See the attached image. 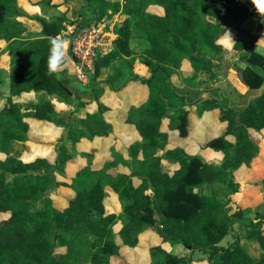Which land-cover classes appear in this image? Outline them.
Masks as SVG:
<instances>
[{"label": "trees", "instance_id": "1", "mask_svg": "<svg viewBox=\"0 0 264 264\" xmlns=\"http://www.w3.org/2000/svg\"><path fill=\"white\" fill-rule=\"evenodd\" d=\"M17 1L0 0V40L8 42L10 56L9 95L0 108V151L6 153L0 157V264H109L122 246L139 245L149 226L165 241L208 253V264H264V215L242 219L243 210L230 212L218 188L226 182L230 194L239 192L236 171L251 168L261 151L253 131L264 132V93L248 105H238L226 91L213 85L216 67L224 58L221 39L230 29L241 28L244 14L254 8L251 0H125L123 6L119 0H85L95 21L116 13H123L124 19L115 23L114 49L100 53L95 61L92 86L97 109L73 119L64 118L51 99L71 97L68 81L49 76L47 65L52 39L61 40L67 24L77 21L67 11L40 15L41 30L28 38L27 27L18 19ZM151 5L161 6L164 13L149 11ZM137 32L147 42L143 54L149 74L139 76L117 67L107 78L97 80L110 63L132 55L131 39ZM253 43L250 35H240L233 48L243 51L239 60L249 64L243 71L245 83L257 88L264 81V54L254 49ZM184 59L193 68L190 79L204 85L193 97L178 86ZM130 81L142 82L148 91L145 101L129 108L127 121L139 134L129 145L130 157L116 153L114 161H106L102 167L88 164L61 178L74 154L84 152L78 143L114 132V124L106 117L111 106L102 98L107 91H121ZM5 85L0 77V86ZM26 93L35 99H24ZM3 94L0 90V98ZM212 98L217 101L214 105L208 103ZM190 106H196L198 115L218 110L223 130L209 136L203 148L221 151L222 160L208 162L181 145L168 146L172 138L169 130L178 131L172 135L189 136ZM29 117L67 130L70 141L57 143L54 159L22 157L30 140ZM166 118L169 130L163 129ZM83 154L91 157L88 152ZM118 165L131 173H114ZM134 176L140 180L135 182ZM106 185L121 197L132 199L120 215L107 212ZM61 186L71 189L73 196L58 207L51 189ZM37 202L41 204L34 207ZM236 217L248 228L244 237L259 256L240 239L228 246L219 245ZM119 220L122 227L116 231ZM88 235L92 237L86 250L88 261H82L85 245L81 237ZM160 252L159 247L152 248L154 256ZM165 255V261H155L193 262L173 252Z\"/></svg>", "mask_w": 264, "mask_h": 264}, {"label": "rangeland", "instance_id": "2", "mask_svg": "<svg viewBox=\"0 0 264 264\" xmlns=\"http://www.w3.org/2000/svg\"><path fill=\"white\" fill-rule=\"evenodd\" d=\"M118 1V0H111ZM121 5L125 3V0H119ZM70 0H65V3ZM85 0H76L72 3L71 7H68V15L72 19L77 21V29L80 23L83 26H89L96 24L102 33V45L98 46L96 51L98 54L94 59L92 68L83 66L80 61L73 59L70 53H68L70 35L67 33V28L62 33L61 40L64 42V48L68 53V65L61 71L59 77L68 81V90L71 93L69 99L63 98V96L52 97V102L56 108L59 109L66 119H73L76 116H86L89 111L97 109V102L93 98V86L92 75L95 71V61L100 53H108L114 49V39L116 37L115 22H120L124 19V14H116L114 17H105L100 22L95 21L94 15L89 12L86 7ZM67 5V4H66ZM68 6V5H67ZM156 7V8H155ZM149 7L152 12H162L160 7ZM81 12V14H80ZM255 12V11H254ZM86 15V16H85ZM264 19L255 12L249 14L246 17L243 27L240 29H230V31L222 39L225 50L223 53V61L221 65L216 67L217 80L214 82L216 88H220L226 91L232 99V102H241L248 85H246L243 78V71L247 65V62L241 61L240 56L243 51H239L233 48V43L239 35H250L256 33L258 29L262 28ZM142 35L138 32L133 35L131 39V47L133 53L130 56H125L118 61L110 63L108 70H102L100 76L97 78L105 79L115 69L124 68L125 72H131L139 76H147L149 74V68L145 63V57L143 50L147 47V42L143 40ZM254 42H257L254 47L257 51L264 54V37L263 35ZM4 41H0V77L3 76V71L6 66V62L3 59L5 49ZM77 59V60H76ZM189 62L186 60L182 66L183 74L186 73V69L189 67ZM206 85V84H205ZM210 85V84H208ZM207 86V85H206ZM7 84L3 87L0 86L2 93L6 92ZM204 85L199 86L192 83V80L187 79L180 87L193 97L196 92L201 91ZM204 95V94H203ZM4 96V94H3ZM148 97L147 87L140 81H130L129 84L119 92L107 91L102 98L106 101L111 109L106 111V117L111 121L114 126V132L108 137H96L93 141L83 140L78 143L80 151L88 152L91 157L83 153L74 154L73 158L68 162V167L64 173L68 177L74 175L80 168L92 164L99 168L104 165L106 161H114L116 153H121L125 157L129 156V145L139 139L134 125L127 121L129 108L132 104H140ZM26 100H34L33 94L24 95ZM38 99L40 96L38 95ZM209 99L210 105L214 104L215 100ZM4 98H0V108L4 105ZM192 111L190 126L191 135L182 138L179 134L172 135L171 143L168 146L175 144H185L190 151H196L198 149L197 144H203L209 136H217L220 131L223 130L224 125L219 120L218 110L207 111L204 115L199 116L196 111V106H190ZM25 111V110H23ZM31 123L30 140L28 147L23 152L22 157L25 160L33 159L37 156H49L54 159L56 156V145L61 140L70 141L67 137V130L57 127L52 123L39 122L36 119L28 118ZM169 119H165L163 124L164 130H169ZM171 131V130H170ZM172 132V131H171ZM178 133L174 130L173 133ZM216 134V135H215ZM253 136L260 142L261 151L257 157L254 158L251 168L241 167L236 171L235 181L239 184V192L231 193V188L228 183L221 182L218 186L221 191V197L226 204L230 205V212L234 213L238 210H243L242 219H255L264 215V132L258 133L253 131ZM205 153H209L208 150ZM203 154V153H202ZM6 155L5 152L0 151V157ZM206 159H212V156H205ZM134 169V168H133ZM126 172L131 173V170L124 165H118L114 167V173ZM133 180L138 182L139 177L134 176ZM108 190V196L105 199V205L107 212H116L120 215L124 211V206L131 200L121 197L115 192L109 185H106ZM51 194L55 200V204L58 207H63L67 204L68 199L73 196L71 189L61 186L59 188L52 187ZM229 198L230 201H229ZM41 203H35L34 207H38ZM240 217H236V222L229 234L219 243V245L228 246L232 244L236 239H240L242 245L246 246L252 254L259 256L260 253L250 245L249 241L244 237V234L248 231L247 227L241 226ZM122 226V222L119 220L114 226L117 231ZM264 228V225H263ZM81 239L84 242L85 249L81 257L82 261H88L86 250L92 243L91 236H82ZM159 247L161 252L158 256L152 254V248ZM165 252H173L180 256H187L193 259L192 264H208V253H204L197 249L193 250L192 247H188L183 243L174 241H165L163 236L153 226H149L143 233L139 245L136 247L122 246L119 253L113 256L111 264H158L156 258L161 261H165Z\"/></svg>", "mask_w": 264, "mask_h": 264}, {"label": "crops", "instance_id": "3", "mask_svg": "<svg viewBox=\"0 0 264 264\" xmlns=\"http://www.w3.org/2000/svg\"><path fill=\"white\" fill-rule=\"evenodd\" d=\"M69 1V0H68ZM73 2H76V0H70V2L65 3V0H49V1H46V0H18L17 1V4H18V8H19V11H20V15H18V19L20 21H22L24 23V25L27 27V31L25 33V36L26 37H36L37 36V33L41 30V25L39 24L38 20H37V17L40 16V15H45V16H49V14H52V12H64V11H67L68 12V7H71L72 6V3ZM155 6H158V5H151L150 7H155ZM160 7L162 10L163 8L161 6H158ZM156 8V7H155ZM149 11L150 8H148ZM256 11V9L254 8H250L243 16V21L241 23V27H243V24L245 22V19L246 17L249 16V14H254ZM152 12V11H151ZM158 13V12H156ZM160 14H163L164 11L162 12H159ZM116 14H120V13H116ZM114 14L113 17L116 15ZM257 14H259L257 12ZM261 16V15H260ZM262 17V16H261ZM263 18V17H262ZM117 22V21H116ZM115 22V23H116ZM77 22L75 23H69L67 25H73V26H77L76 25ZM115 25V24H114ZM31 35H34V36H31ZM240 36V35H239ZM241 36H244V35H241ZM225 37V36H224ZM223 37V38H224ZM251 37V36H250ZM0 41H4L5 42V46L3 49L6 50L7 48V45H8V42H6L5 40H0ZM254 42V40H252ZM221 42H222V39H221ZM257 42H254L253 43V48L255 49L254 45L256 44ZM6 62V66H5V69L3 71V76L2 77L5 81H6V84H7V87L5 89V93H4V101H5V97H7V95H9V80H10V66H9V60H10V56L8 55L7 52H5L4 54V58H3ZM186 60L188 59H184L183 62H182V66L185 64ZM189 64H190V61L188 60ZM193 75V68L191 66V64L189 65V67L186 69V73L183 74V71H182V67H181V75H180V79L178 80V86L179 87H182V85H184L185 81L187 79L191 80L190 77ZM192 83H195L196 85H199V86H202L200 84H198L197 81H192ZM247 85V84H246ZM250 88V87H248ZM247 88V89H248ZM1 90V89H0ZM2 91V90H1ZM247 91V90H246ZM26 94H30V93H26ZM25 94V95H26ZM215 100V99H213ZM216 101V100H215ZM211 102V101H209ZM208 102V103H209ZM217 102H215L214 104H216ZM4 104V103H3ZM210 104V103H209ZM212 104V105H214ZM191 114H192V111L190 113V120H191ZM198 114V113H197ZM204 115V114H203ZM199 116H202V115H199ZM172 131V130H171ZM170 132V137L172 136L173 131ZM191 135V126H190V134L189 136ZM205 143V142H204ZM203 143V144H204ZM203 144H197L198 145V149H196V151H190L188 149V147L181 143L179 145L183 146L185 148V150L189 153V154H200L202 155L205 159L206 157L205 156H212L211 158L212 159H206L208 162H212L213 160H222L223 158V154L221 151H217L215 149H211V148H203ZM175 145H178V144H175ZM173 145V146H175ZM173 146H170V147H173ZM208 150L209 153H205L206 151ZM203 153V154H202ZM236 174V173H235ZM126 199H130V198H126ZM132 201V199H130ZM130 201V202H131ZM129 202V203H130ZM122 227V226H121ZM121 229V228H120ZM120 229H118L117 231H119ZM112 261L109 263L111 264Z\"/></svg>", "mask_w": 264, "mask_h": 264}, {"label": "built area", "instance_id": "4", "mask_svg": "<svg viewBox=\"0 0 264 264\" xmlns=\"http://www.w3.org/2000/svg\"><path fill=\"white\" fill-rule=\"evenodd\" d=\"M78 28L67 25V33L70 35L68 53L73 59L77 58L87 69L92 68L94 59L98 54L96 49L102 45L103 30H100L96 24Z\"/></svg>", "mask_w": 264, "mask_h": 264}, {"label": "clouds", "instance_id": "5", "mask_svg": "<svg viewBox=\"0 0 264 264\" xmlns=\"http://www.w3.org/2000/svg\"><path fill=\"white\" fill-rule=\"evenodd\" d=\"M256 11L264 16V0H251ZM50 55L48 58L47 74L59 78L60 73L64 70L70 58L67 57L64 49V42L53 38L51 41Z\"/></svg>", "mask_w": 264, "mask_h": 264}, {"label": "water", "instance_id": "6", "mask_svg": "<svg viewBox=\"0 0 264 264\" xmlns=\"http://www.w3.org/2000/svg\"><path fill=\"white\" fill-rule=\"evenodd\" d=\"M264 19V17H263ZM263 35L264 37V22L261 29H258L256 33L250 34L252 40H256L257 38L261 37ZM264 93V81L260 87L257 88H248L245 92L241 102L238 103V105H248L252 100L260 97ZM232 105V104H231ZM158 216V214H157ZM191 247V246H189Z\"/></svg>", "mask_w": 264, "mask_h": 264}]
</instances>
